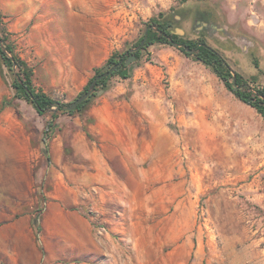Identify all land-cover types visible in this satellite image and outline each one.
Here are the masks:
<instances>
[{
    "label": "rangeland",
    "instance_id": "374dc122",
    "mask_svg": "<svg viewBox=\"0 0 264 264\" xmlns=\"http://www.w3.org/2000/svg\"><path fill=\"white\" fill-rule=\"evenodd\" d=\"M160 14L264 89V0H0L1 46L72 104ZM128 73L80 112L40 116L0 56V264H264V119L174 46L149 47ZM106 102L135 112L136 148L103 211L82 176L103 150L89 112Z\"/></svg>",
    "mask_w": 264,
    "mask_h": 264
},
{
    "label": "trees",
    "instance_id": "16d2710c",
    "mask_svg": "<svg viewBox=\"0 0 264 264\" xmlns=\"http://www.w3.org/2000/svg\"><path fill=\"white\" fill-rule=\"evenodd\" d=\"M184 2L188 0H183ZM164 19V20H163ZM163 20V21H162ZM175 18L171 21L165 18L164 14H160L159 18L151 20L147 26L148 27L154 26L156 27L159 32H155L154 30H150L148 33V39L145 44V47L140 51L134 54L136 57V61H139L141 59L143 51H146L149 49V47L155 45V44H165L174 46L177 48V46L184 45L186 48L190 49L188 52L185 48H178L185 56L188 58H193L195 61H199L202 64H204L207 67H210L213 72L217 75L218 78H220L227 89H229L237 99H239L242 103L245 105L253 108L263 119H264V89H253L251 86L248 85V82L244 79V77L238 73H235L227 60L215 49L208 46L205 42L197 43L194 41H186L182 40L177 34L172 32L173 22ZM144 38V35L139 40V42L134 46L137 47L141 44L142 40ZM8 51L12 52L11 48H6ZM196 49V51L193 53L192 50ZM127 53V52H126ZM126 53L120 54V55H113L107 62L108 65L115 66L118 64L121 60L126 61L128 56H126ZM0 56L2 60L4 61V64L8 66L9 68H13L14 65L18 68V75L15 78L13 87L16 90V93L19 97L29 102L36 112L43 116L47 114L49 111L56 108L59 112L66 110V107L68 104H63L60 101H57L47 95L46 93L37 90L33 85V72L28 68V66L20 60L18 57L13 56L10 57L7 52H5L2 49L1 46V38H0ZM254 67L257 70H260V65L258 61H254ZM134 64L130 66L123 65L121 69L116 72L114 75H112L109 78H106L100 82H98L96 86V90L92 97L81 104L75 111L67 112L69 115H73L76 112H80L83 110L86 105L93 99L96 95L99 89L106 91L109 81L112 77L117 75H122L123 78H129L130 75L128 71L133 67ZM103 74L102 71L98 70L96 72V75L94 78L90 80L86 88L84 89V92L80 95L82 96L85 94V92L88 90L90 84L92 81L99 75ZM234 79H236V82L234 84ZM253 80H257L256 77H253ZM242 86H246L245 88H241ZM79 96V97H80ZM8 106V104L4 103V107ZM56 117V114L54 115V118ZM52 125L50 123L45 131L47 133V130ZM46 157L48 161L50 160V157L48 155V151H45Z\"/></svg>",
    "mask_w": 264,
    "mask_h": 264
},
{
    "label": "crops",
    "instance_id": "0c3cea01",
    "mask_svg": "<svg viewBox=\"0 0 264 264\" xmlns=\"http://www.w3.org/2000/svg\"><path fill=\"white\" fill-rule=\"evenodd\" d=\"M113 105L106 102L102 106H94L89 112L90 117L94 119V123L90 127L101 136L103 150L98 151L95 157L90 158L94 159V164L90 165L93 171L88 168L82 176L85 185H90L92 181L99 184L102 190L99 204L103 211H108L106 206V209H103V205L107 204L108 206V204L116 203L114 198L118 196V192H121L122 195L125 194L128 187L127 180L126 178L121 179L122 175L120 174L132 173L136 148L135 112L125 108L113 109ZM122 105L126 107L125 104ZM149 115L151 116V112ZM257 116L263 119L258 113ZM249 118L258 119L253 114H250ZM109 148L116 150L114 157L110 155ZM117 156L120 157L118 162L115 158Z\"/></svg>",
    "mask_w": 264,
    "mask_h": 264
},
{
    "label": "water",
    "instance_id": "95a60500",
    "mask_svg": "<svg viewBox=\"0 0 264 264\" xmlns=\"http://www.w3.org/2000/svg\"><path fill=\"white\" fill-rule=\"evenodd\" d=\"M150 30H154L155 32H159V30L156 27H154V26L148 27L145 30L144 38H143L141 44L139 46L135 47V48L130 49L126 53V56H128L127 60L126 61L121 60L118 64H116L113 67H110V66L105 67L103 69V74L97 76L92 81V83L90 84V86H89L88 90L85 92V94H83L82 96L78 97L72 104H68V106L66 107V111L67 112L75 111L81 104H83L84 102L89 100L92 97V95L94 94L98 82H100V81H102V80H104L106 78H109L112 75H114L116 72H118L121 69V67L123 65L128 67V66L134 64L136 62V57L134 56V54L137 53V52H140L145 47V44H146L147 39H148V33H149ZM177 48H185L188 52L190 51V49L186 48L184 45L177 46ZM2 49L5 51L3 46H2ZM195 51H196V49L192 50L193 53ZM235 82H236V79H234V84H235ZM245 87L246 86H242L241 88L243 89ZM54 111H58V110L54 109Z\"/></svg>",
    "mask_w": 264,
    "mask_h": 264
}]
</instances>
